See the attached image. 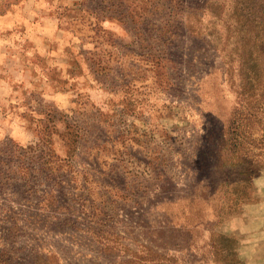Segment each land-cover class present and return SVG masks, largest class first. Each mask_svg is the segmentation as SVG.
Listing matches in <instances>:
<instances>
[{
    "label": "rangeland",
    "instance_id": "374dc122",
    "mask_svg": "<svg viewBox=\"0 0 264 264\" xmlns=\"http://www.w3.org/2000/svg\"><path fill=\"white\" fill-rule=\"evenodd\" d=\"M0 258L264 264V0H0Z\"/></svg>",
    "mask_w": 264,
    "mask_h": 264
},
{
    "label": "trees",
    "instance_id": "16d2710c",
    "mask_svg": "<svg viewBox=\"0 0 264 264\" xmlns=\"http://www.w3.org/2000/svg\"><path fill=\"white\" fill-rule=\"evenodd\" d=\"M46 264H50L51 262L49 260L45 261ZM0 264H11L6 259L0 258Z\"/></svg>",
    "mask_w": 264,
    "mask_h": 264
}]
</instances>
